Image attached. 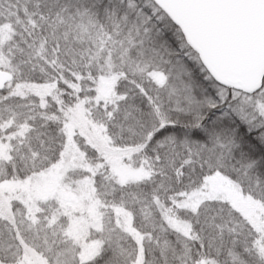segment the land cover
<instances>
[{
    "label": "snow or ice",
    "instance_id": "snow-or-ice-1",
    "mask_svg": "<svg viewBox=\"0 0 264 264\" xmlns=\"http://www.w3.org/2000/svg\"><path fill=\"white\" fill-rule=\"evenodd\" d=\"M0 264H264V0H0Z\"/></svg>",
    "mask_w": 264,
    "mask_h": 264
}]
</instances>
